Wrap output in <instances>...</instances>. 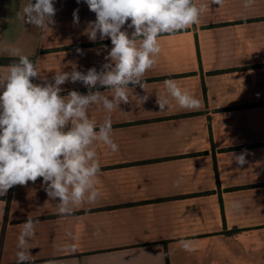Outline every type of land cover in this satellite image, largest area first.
Here are the masks:
<instances>
[{"label": "crops", "instance_id": "1", "mask_svg": "<svg viewBox=\"0 0 264 264\" xmlns=\"http://www.w3.org/2000/svg\"><path fill=\"white\" fill-rule=\"evenodd\" d=\"M194 2L209 7L198 24L160 37L157 63L129 103L110 114L100 105L89 109L97 124L110 116L119 145L117 152L93 145L98 198L61 215L42 178L13 186L9 210L10 189L0 196V264H16L28 217L38 221L31 264H264V0L249 8L244 0H225L222 8ZM27 3L0 0V59H17L5 45L19 48L49 82L73 68L102 69L111 40L85 35L96 15L83 0H53L55 23L43 31L18 18ZM122 30L133 31L127 24ZM8 65L0 63V77ZM167 79L201 106L181 108L167 93ZM61 88V95L88 92L81 82ZM157 97L169 100L167 110L160 111ZM245 150L247 163L239 167L233 153Z\"/></svg>", "mask_w": 264, "mask_h": 264}, {"label": "clouds", "instance_id": "2", "mask_svg": "<svg viewBox=\"0 0 264 264\" xmlns=\"http://www.w3.org/2000/svg\"><path fill=\"white\" fill-rule=\"evenodd\" d=\"M81 0H77L80 3ZM96 15L85 29L90 41L111 40L102 65L87 72L73 68L59 72L49 82L42 78L36 65L19 48L5 45L3 51L16 57L0 77V196L16 185H27L42 178V186L50 200L56 201L61 215L71 214L72 208L83 202H94L99 196L96 178L100 163L94 144L103 143L112 152L119 150L113 139L112 120L106 117L97 124L89 116L93 105L107 113L129 103V94L157 63L162 35H173L199 23L209 5L194 0H83ZM223 7L225 0H211ZM255 0H244L249 8ZM57 9L53 0H28L18 18L24 24L49 30L55 23ZM77 11L74 22L78 23ZM130 20V23H128ZM133 29L131 34L124 29ZM51 30V29H50ZM77 52L83 54L81 49ZM41 79L42 83H33ZM81 82L87 94L71 90L61 95V85ZM167 93L183 109H196L201 101L182 90L173 79L164 82ZM131 85V87H130ZM112 92L111 98L99 88ZM95 89V90H94ZM148 98H143L142 103ZM160 111L167 110L169 100L157 97ZM246 150L233 153L234 161L243 167ZM233 208H239L233 202ZM38 221L28 217L20 226L17 238L16 264H31L30 241L35 237ZM186 251H194L192 241L182 240Z\"/></svg>", "mask_w": 264, "mask_h": 264}, {"label": "trees", "instance_id": "3", "mask_svg": "<svg viewBox=\"0 0 264 264\" xmlns=\"http://www.w3.org/2000/svg\"><path fill=\"white\" fill-rule=\"evenodd\" d=\"M14 60H16V59H0V63L11 64L12 62H14ZM32 61L35 63L34 59ZM11 195H12V188L10 189L9 195L7 197V210H9ZM3 236H4V234H3ZM3 236H2V239H3ZM1 250H2V242L0 243V255H1Z\"/></svg>", "mask_w": 264, "mask_h": 264}]
</instances>
